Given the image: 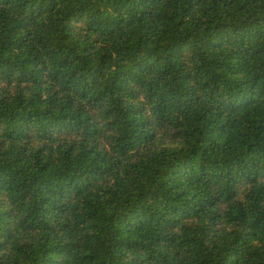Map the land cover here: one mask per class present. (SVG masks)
<instances>
[{
  "label": "trees",
  "instance_id": "1",
  "mask_svg": "<svg viewBox=\"0 0 264 264\" xmlns=\"http://www.w3.org/2000/svg\"><path fill=\"white\" fill-rule=\"evenodd\" d=\"M0 264H264V0H0Z\"/></svg>",
  "mask_w": 264,
  "mask_h": 264
}]
</instances>
